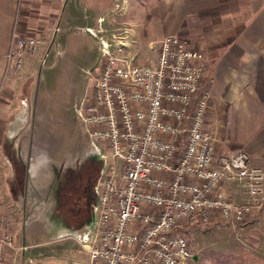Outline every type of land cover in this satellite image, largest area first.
I'll use <instances>...</instances> for the list:
<instances>
[{"label":"built area","instance_id":"obj_1","mask_svg":"<svg viewBox=\"0 0 264 264\" xmlns=\"http://www.w3.org/2000/svg\"><path fill=\"white\" fill-rule=\"evenodd\" d=\"M122 36L88 73L78 107L107 162L94 188V234L81 246L89 264H191L185 229L241 227L264 204V168L245 152H216L200 51L168 35L154 61L137 63ZM41 44L14 33L7 71L18 72Z\"/></svg>","mask_w":264,"mask_h":264},{"label":"crops","instance_id":"obj_2","mask_svg":"<svg viewBox=\"0 0 264 264\" xmlns=\"http://www.w3.org/2000/svg\"><path fill=\"white\" fill-rule=\"evenodd\" d=\"M137 1L108 0L109 6L101 7L95 0H0V264H89L88 254L78 258L62 249H37L41 242L25 244L20 226L28 206L56 205L59 197L55 188L42 187L43 172L31 170L28 136L33 125L43 128L50 120L61 129L74 125L84 92L65 70L62 95L50 99L51 108L47 93H36L37 69L48 51L54 48L65 67L74 66L78 31L84 30V44L97 51L93 69L102 51L116 44L110 31L103 33L113 25L108 18L114 14L121 19V39L134 62L154 61L160 40L168 35L180 36L203 54L206 125L217 153L242 151L254 166L264 168V0H154L147 8ZM82 3L90 16L81 13ZM14 33L42 40L39 54L26 56L18 72L6 68ZM38 158L44 160L41 149ZM90 215L85 226L92 222Z\"/></svg>","mask_w":264,"mask_h":264},{"label":"rangeland","instance_id":"obj_3","mask_svg":"<svg viewBox=\"0 0 264 264\" xmlns=\"http://www.w3.org/2000/svg\"><path fill=\"white\" fill-rule=\"evenodd\" d=\"M95 1L100 6H109L108 0ZM152 1L154 0H138L137 3L144 4L147 8ZM116 5H119L117 7L120 9L121 4L118 2ZM117 7L114 8L117 10ZM84 8L82 3L81 13L87 12L90 16L91 11ZM115 15L108 18V21H113V25L107 27L103 33L108 35L110 31L117 38L121 19ZM78 32L81 33V38L76 42L75 47L78 49L77 55L73 58L74 66L65 67L62 57H58L55 49L51 48L44 57L43 64L37 69L35 91L38 93L43 90L47 93L49 107L50 99L53 101L57 95H62L64 82L60 76L65 70L73 73L75 82L77 81L84 92L88 87V73L92 70L90 63L95 61L97 51H92L84 44V35L88 34L84 30ZM99 43L102 45L103 42L100 40ZM147 60L146 58L145 61ZM84 92L80 102L85 96ZM76 117V123L67 129L57 127L58 125L50 120L43 128L33 125L29 132L31 170L36 174L39 171L43 172L45 178L41 180L42 187L50 190L55 188L59 197L56 199V205H52V202L51 205H29L31 210L27 212L24 226H20V231L25 235L26 245L41 242L43 244L37 246V249L45 252L62 249L72 257L83 258L87 253L81 244L85 242V236L91 237L90 226L89 224L85 226L84 223L91 216L94 188L107 162L100 157L99 150L89 139L77 112ZM71 140L74 141V145H70ZM63 142L66 146H63ZM70 148L74 151H70ZM40 149L43 161L41 158L36 159ZM35 184H39V181L37 180ZM97 216L96 214L95 221ZM184 232L195 255L191 264H264V204L241 227L217 224L208 228H187ZM31 235L33 238L30 242Z\"/></svg>","mask_w":264,"mask_h":264}]
</instances>
